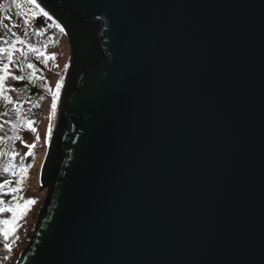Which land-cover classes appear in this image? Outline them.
<instances>
[{
	"label": "water",
	"instance_id": "95a60500",
	"mask_svg": "<svg viewBox=\"0 0 264 264\" xmlns=\"http://www.w3.org/2000/svg\"><path fill=\"white\" fill-rule=\"evenodd\" d=\"M70 64L16 264H264V0H37Z\"/></svg>",
	"mask_w": 264,
	"mask_h": 264
},
{
	"label": "rangeland",
	"instance_id": "374dc122",
	"mask_svg": "<svg viewBox=\"0 0 264 264\" xmlns=\"http://www.w3.org/2000/svg\"><path fill=\"white\" fill-rule=\"evenodd\" d=\"M6 1L8 0H0V11L1 8H6ZM17 2L22 5L20 9L10 4L6 10L0 12V47L8 48L17 39L24 41V44H15L17 49L23 50L24 55L20 51L13 52L9 70L16 69L17 72L14 75L25 77L33 86L41 90L42 95L34 101L27 95L17 98L8 92L5 85L6 80L4 81V91L0 95V183L6 181L11 183L6 184L2 190L6 195H0V199L4 200L6 206L14 202L13 195L23 197L24 200L34 199L36 203L30 207L22 219L18 220L19 227L9 236L8 240L4 241L2 238L0 241L2 248H5V243L11 245L10 252L4 254L0 252V264H16L18 262L30 241L40 208L44 204L47 188L40 187L41 168L57 123L59 98L70 62V45L65 33H61L59 28L56 29V26L51 30L40 29L33 32L32 22L37 15L42 13L27 0H17ZM8 3H12V0ZM36 3L38 2L36 1ZM25 20L28 21L27 24L24 23ZM29 44L41 49L45 55H54L55 59L48 60L45 65L43 56L38 58L37 53L28 50L27 45ZM5 63H9L7 53H0V68H3ZM28 63H33L35 68H27ZM33 72H35V76H33ZM0 75L3 73L0 72ZM9 77L12 79V76ZM60 81L63 83L56 111L53 113L51 109L52 96ZM5 96L11 99V103L4 99ZM29 122L33 123L29 125ZM49 128L51 129L50 137L48 135ZM3 137L5 138L3 139ZM31 145H35V147H30ZM21 167L28 170L21 185L22 190L15 194H9V188L17 187L16 182L20 179ZM5 168L8 169L7 172L4 171ZM18 202L23 203V200ZM10 218L11 213H0V220ZM0 227L3 225L0 224Z\"/></svg>",
	"mask_w": 264,
	"mask_h": 264
},
{
	"label": "snow or ice",
	"instance_id": "6c2138e0",
	"mask_svg": "<svg viewBox=\"0 0 264 264\" xmlns=\"http://www.w3.org/2000/svg\"><path fill=\"white\" fill-rule=\"evenodd\" d=\"M27 2L31 5H33L36 9H38L43 16L47 17L49 20L52 19L51 16L48 15L47 12H45L43 10V8L40 7V4L36 3V0H27ZM12 6L16 7L17 9H20L22 7V5L17 2V0H12ZM25 15H27L25 13ZM25 24L28 23L27 20L24 21ZM57 27L60 29V32L63 33L64 29L62 27H60L59 25H57ZM13 35H15L13 33ZM5 43H7V41H5ZM24 44V41L17 39L12 46L8 47V48H3L0 47V53H7V59L9 63H5L3 64V68H0V72L3 73V75H0V95L3 94L4 91V81L6 79H8L10 73H9V64L12 63V54L15 51H20L22 55H24L23 50L22 49H17L15 47V44ZM27 48L30 52H34L38 54V58L40 56H43V63L45 65H47L48 60H54L55 56H48L45 55V53L36 47H33L32 45H27ZM25 59H27V57L25 56ZM27 68L29 69H34L35 65L33 63H28L27 64ZM33 76H35V72H33ZM12 79L14 80H18V81H23L25 79V77L20 76V75H13ZM62 83L63 81H60L57 83L56 85V91L53 93L52 96V105H51V109L52 112L55 113L56 111V107H57V100L59 98V94H60V88L62 87ZM5 100H8L9 103H11V99L7 96L4 97ZM33 123V122H29V125ZM51 134V129L49 128L48 131V135L50 137ZM17 139H19V137H17ZM37 139H39L37 137ZM30 147H35V145H31ZM5 172L8 171L7 168L4 169ZM27 168L21 167L20 169V179L16 182L17 183V187L15 188H9V194H15L18 193L22 190L21 185L23 184L25 178H26V174H27ZM13 175H15V173H13ZM10 181H6L5 183H0V195H6L5 193H3V189L5 188L6 184H10ZM23 200V203H19L18 201ZM13 203L9 204V205H5L4 200L0 199V213H11V218L10 219H2L0 220V224L3 225V227H0V235H2L3 240L7 241L9 236L12 235L17 228L19 227L18 225V220L22 219L26 214L27 211L30 210V207L32 205H34L36 203V201L34 199H27L24 200L23 197H17L15 195H13ZM5 248L8 252L11 251V245L5 243Z\"/></svg>",
	"mask_w": 264,
	"mask_h": 264
},
{
	"label": "trees",
	"instance_id": "16d2710c",
	"mask_svg": "<svg viewBox=\"0 0 264 264\" xmlns=\"http://www.w3.org/2000/svg\"><path fill=\"white\" fill-rule=\"evenodd\" d=\"M10 0L6 1L5 4H7L6 8H1L3 10H6L10 4L12 3H8ZM0 11V12H1ZM53 24V25H52ZM51 25V26H50ZM57 23L54 20H49L47 17L43 16V14H39L37 15V17L35 18V20L32 22V28H33V32L37 31V30H51L53 27L56 26V29H58L57 27ZM51 27V28H50ZM17 72L16 69H11L9 70L10 75L9 76H13L15 73ZM5 85L8 88V92L10 94L15 95L17 98L27 95L30 98H33V101L35 99H37L39 96L42 95L41 90L36 87L33 86L31 82H29L27 79H24L23 81H18V80H14L11 79V77H9L8 79H6L5 81ZM22 92V95H20V93ZM10 97V95H9ZM9 104V103H8ZM5 137H3L4 139ZM2 235H0V241H2ZM0 252L1 254L8 252L5 248H2V243H0Z\"/></svg>",
	"mask_w": 264,
	"mask_h": 264
}]
</instances>
